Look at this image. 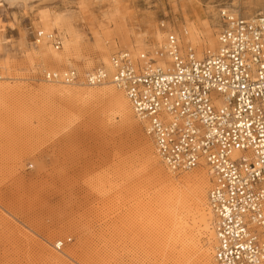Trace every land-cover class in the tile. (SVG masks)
I'll list each match as a JSON object with an SVG mask.
<instances>
[{
  "label": "rangeland",
  "instance_id": "374dc122",
  "mask_svg": "<svg viewBox=\"0 0 264 264\" xmlns=\"http://www.w3.org/2000/svg\"><path fill=\"white\" fill-rule=\"evenodd\" d=\"M172 2L0 0V264H215L208 205L205 228L192 184L190 199L168 190L206 168L169 172L134 113L126 117L99 95L110 86L75 84L95 93L85 98L44 90V70L103 65L100 44L109 57L160 45L162 22L186 28L202 50L215 46L208 31L216 42L220 8L264 14V0ZM54 15L60 26L48 32L64 43L48 45L52 54L64 50L61 66L34 43Z\"/></svg>",
  "mask_w": 264,
  "mask_h": 264
},
{
  "label": "built area",
  "instance_id": "2783aa9c",
  "mask_svg": "<svg viewBox=\"0 0 264 264\" xmlns=\"http://www.w3.org/2000/svg\"><path fill=\"white\" fill-rule=\"evenodd\" d=\"M219 20L216 50L185 49L172 33L155 50L163 62L148 51L137 59L125 49L114 53L112 81L126 92L169 169L208 164L214 263L264 264V14L220 8ZM42 39L62 47L58 31L37 30L34 42ZM43 74L70 84L110 80L102 66Z\"/></svg>",
  "mask_w": 264,
  "mask_h": 264
},
{
  "label": "bare ground",
  "instance_id": "6f19581e",
  "mask_svg": "<svg viewBox=\"0 0 264 264\" xmlns=\"http://www.w3.org/2000/svg\"><path fill=\"white\" fill-rule=\"evenodd\" d=\"M40 1H42V2H45V1H50V0H40ZM171 1H173L172 3H174L176 0H171ZM196 2V1H195ZM179 3L181 4V2L179 1ZM197 3V2H196ZM118 5H120L119 3H118ZM34 7V6H33ZM184 7V6H183ZM116 8L118 9V11L121 9V5H120V7L119 6H116ZM222 9H224L225 11H227V10H230L231 11V13H233V14H235V15H241V14H239L236 10H234V9H232V8H229V7H223ZM117 10H116V12H118ZM243 16V15H242ZM244 17H249V16H244ZM62 18V17H61ZM59 21H60V17L58 16V15H54L49 21L47 20V22H46V24H45V26H44V28L45 29H42V30H44L45 32H47V31H49V30H52V29H54L58 24H59ZM195 25V24H194ZM208 25V24H207ZM59 26H60V24H59ZM196 26V25H195ZM161 27L163 28V29H166V32H165V40L163 41V42H161V44L160 45H158V44H156V45H154V44H152V43H149L148 44V48H146V49H144V50H142L141 52H135V51H132V50H130V49H125L126 51H129L130 53H131V55L135 58V59H137L138 57H141V54L143 53V52H146V51H148V52H150L151 54H153V57L155 58V60H156V63L159 61V62H163V61H161L160 60V58H161V56H159V55H156L155 54V50L156 49H159V48H163L165 45H166V43H167V38L169 37V35H171L172 33L174 34V35H177L178 36V39H179V43L181 44V46L183 47V48H187L188 46H193L194 48H195V50L199 53V54H201V53H203V51H205V50H211V51H214V50H216V48H217V46H218V38H217V35H216V42H215V39H214V37L212 36V32H211V27H210V29H209V31L208 30H206V31H208V35H210L211 37H209V41H210V45H211V47H213L214 46V44H215V46L213 47V48H210V47H204V48H202V50H200L197 46H196V44L195 43H193V42H191L190 40H188V39H191V36H190V34H189V31L186 29V28H184V30L183 31H177V30H174V29H172V28H169V27H167V25H166V23L165 22H162L161 23ZM208 27H209V25H208ZM221 27L219 26L218 27V30L220 29ZM207 29V28H206ZM36 30V29H35ZM217 34H218V32H217ZM160 35H162V34H160ZM188 37V38H187ZM67 39V38H66ZM101 39V38H100ZM100 39H99V37H97V41L99 42V44H100ZM69 40V39H68ZM68 42V41H67ZM66 42V43H67ZM35 43V42H34ZM48 43H51V42H48L46 39H42L40 42H37V44L36 45H39V44H41L40 45V54L43 56V57H45V59H48V61H54V60H56V62H58L59 63V65L58 66H61V65H64V64H66L65 62H67V59H66V56H65V54H64V50H60L59 52L57 51L56 52V54L55 53H53V54H55V55H53L52 54V50L50 49L51 47V45H52V43H51V45L49 46L48 45ZM63 39H62V45H63ZM65 43V44H66ZM98 44V45H99ZM104 44V43H103ZM66 45H68V44H66ZM97 45V44H96ZM97 45V46H98ZM53 46V45H52ZM96 46V47H97ZM54 48H55V46H53ZM100 49V55H101V60H102V64L103 65H98V66H102L104 69H105V71L107 72V74H108V76H109V79L110 80H108L107 82H105V83H103V84H97V85H90V84H86L85 82H77V83H65L64 82V79H62V80H58V81H49L50 82V84L47 86V87H45L44 88V90H46L48 93H52V94H56V93H60V94H66V95H68V96H74V97H78V98H85V97H87V96H94L95 95V93L94 92H92V91H88V90H82V89H75V84H80V86H84V85H87V86H95V87H106V86H110V88L109 89H107V90H105L103 93H99V95H102V96H106V97H108V99L110 100V102L113 104V106L115 107V109L116 110H118L120 113H122V114H124L126 117H128V118H130L132 115H133V113H134V115H135V118L138 120V122L141 124V126H142V128H143V131H144V133L147 135V133H146V131H145V128H144V122L141 120V118H140V116L136 113V111H135V108H134V106H133V104H132V102H131V100L128 98V96H127V94H126V92L123 90V89H121V88H119L117 85H115L114 83H113V81H112V76L114 75V70H115V68H114V65L112 64V56H113V54L114 53H116V52H114V53H112L111 54V56L109 57L108 56V54L106 53V51H105V49L103 48L104 47V45H103V47H102V45L100 44L99 46H98ZM54 48H52V49H54ZM68 48V46H66V49ZM56 49V48H55ZM98 49V48H97ZM73 50V49H72ZM98 50V51H99ZM121 50H123V49H121ZM121 50H118V51H121ZM56 51V50H55ZM54 51V52H55ZM66 51V50H65ZM68 52V51H67ZM71 52V51H70ZM75 52V51H74ZM73 53V52H72ZM99 54V53H98ZM56 62H55V64H56ZM71 67H74V66H69L68 68H66V69H61V70H57V69H55V70H50V71H57V72H59V73H62V75H63V73L64 72H66L69 68H71ZM96 67V66H95ZM95 67H93V68H95ZM75 69H77L76 67H74ZM93 68H88V69H85V70H83V71H80L79 69H77L80 73H84V72H86V71H88V70H91V69H93ZM48 72V71H47ZM46 79V78H45ZM46 80H48V79H46ZM114 86L116 87V88H114ZM148 136V135H147ZM149 137V136H148ZM152 141V140H151ZM153 143V142H152ZM153 146H154V149H155V145H154V143H153ZM148 149V148H147ZM155 152H156V154H157V156L159 157V159H160V161L163 163V165L166 167V169L169 171V172H171V173H184V172H190V171H193V170H195V169H197L198 167H201V166H204L206 169H205V171L207 172H205L204 170H200V171H197V172H195V173H193V174H191V175H189L188 177H186L185 179H183L182 180V183H178V184H176V183H173V182H171V183H169V189H168V187H166V189H168L169 191H170V193H172L177 199H178V201H181V200H186V198L187 199H190L191 197V193L190 194H188V195H190V196H187V192H186V188L188 187V185L190 184H192V186L194 187V189H192V190H194V191H192V193L194 194H192L193 196H192V198H193V200H192V204H194V206H195V209H196V211H197V213L199 214V216H200V225L201 226H205V228H207L206 226H208V224L206 225V221H207V215H206V213H208V212H205V208H206V206L208 205V208H209V213L212 215V222H211V228H212V231H213V233H214V230H213V225H212V223H213V214H212V211H211V209H210V206H209V199H208V194H209V190H210V187H211V184H212V181H211V171H210V169H209V166H208V164L206 163V161L205 160H203L197 167H195V168H193V169H191V170H187V171H181V172H175L174 170H171V169H169L167 166H166V164L161 160V158H160V156L158 155V153H157V151H156V149H155ZM151 155V154H150ZM154 156V155H153ZM153 158V157H152ZM168 181V180H167ZM208 183H209V190H208V193H207V196H206V190H205V188H206V186L208 185ZM192 187V188H193ZM191 190V189H190ZM189 189H188V191H190ZM191 192V191H190ZM190 206V205H189ZM191 207V206H190ZM192 210V209H191ZM195 211V212H196ZM198 219V218H197ZM185 221V220H184ZM197 223V222H196ZM185 226V228H186V225H184ZM182 228V227H181ZM190 234V233H189ZM214 243H215V234H214V237H213V246H214ZM213 246H212V249H213ZM206 257H207V255H206ZM206 259V258H205ZM208 261H206V264H210V262H209V259H207ZM214 260V259H213Z\"/></svg>",
  "mask_w": 264,
  "mask_h": 264
}]
</instances>
